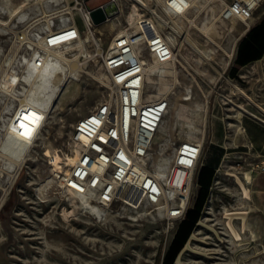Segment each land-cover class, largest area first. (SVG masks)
I'll use <instances>...</instances> for the list:
<instances>
[{"label": "rangeland", "instance_id": "obj_1", "mask_svg": "<svg viewBox=\"0 0 264 264\" xmlns=\"http://www.w3.org/2000/svg\"><path fill=\"white\" fill-rule=\"evenodd\" d=\"M21 1L12 0L15 5ZM147 1L168 21L161 25L165 36L173 33L180 43L181 35L186 32L200 48L214 49L211 59L204 61L188 42L183 41L181 61L188 71L180 70V83L170 102V107L179 101L189 103L192 108L195 107L193 101L205 106L197 117L198 125L203 128V133L197 135L204 142V152L195 174L188 213L175 224L165 218L163 209L159 211L148 205L140 209L106 206L108 214L101 218L80 208L66 215L64 207L71 209L73 206H69L65 192L55 181L51 186L39 188L52 175L51 167L60 166L62 157L55 149L66 148L75 123L93 109L105 93L103 71L83 62L77 77L70 78L62 87L49 113L42 141L34 147L31 145L17 179L10 181L12 186L7 191H3V187L8 181L0 178V264H264V230L254 237L251 230L243 228L247 210L248 217L260 215L264 223V191L260 189L264 186V170L252 173V181L247 183L250 196L242 198L238 190L243 172L247 171L248 163L259 161V157L249 147L244 150L239 143V146L234 143L235 130L244 121L250 127L255 125L254 121L264 126V112L259 108L264 109V56L244 67L250 61L252 50L260 47L254 31L241 40L246 25L237 19L220 20L221 1L203 0L205 8L202 12L194 9L192 15L199 12L196 22L200 26L206 20L208 24L216 21L209 31L214 40L211 41L201 29L189 25L187 19L165 12L164 1ZM66 4V0L55 5L39 4L40 10H31L26 20L41 14V9L49 12ZM263 9L264 1L255 15ZM128 14H125L126 20ZM255 15L251 26L255 23ZM125 16L98 26L105 32L106 44L123 28ZM0 17L8 18L2 12ZM173 20L180 25L178 32L169 27L174 24ZM25 21L13 20L0 30V59L11 38L7 29H16ZM14 23L16 26L12 27ZM187 85L192 89L191 101L182 99ZM236 85L242 87L243 93ZM157 89L156 84L146 82L147 95ZM2 105L0 102V111ZM165 118L168 142L163 146L162 155L170 156L175 154L178 138L190 137L175 125L174 107ZM159 134L164 135L162 131ZM240 136L244 138L240 133L237 138ZM158 149L156 142L155 157ZM46 154L52 155L53 164L47 163ZM71 157L72 154H68V159ZM218 157L221 169H216L212 186L207 190L209 164ZM238 161L244 165L239 166ZM188 234L187 242L178 250Z\"/></svg>", "mask_w": 264, "mask_h": 264}, {"label": "built area", "instance_id": "obj_2", "mask_svg": "<svg viewBox=\"0 0 264 264\" xmlns=\"http://www.w3.org/2000/svg\"><path fill=\"white\" fill-rule=\"evenodd\" d=\"M66 1V5L26 20L13 31L7 29L11 38L0 59V98L14 99L16 106L19 105L22 67L28 60L42 67L49 53L55 50H72L70 62L76 61L79 66L89 62L102 70L105 93L97 105L75 123L66 148L55 149L62 159L59 168L51 167V174L67 188L89 194L112 209L162 206L165 218L175 224L186 216L204 152L203 140L180 137L167 175L159 177L154 173L155 136L180 83V70L188 71L180 60L181 51L165 38L158 22L163 18L147 0L144 5L135 0H96L95 4L96 1L89 0ZM220 1V20L237 19L249 30L254 12L264 0ZM135 4H139L140 14L133 25L125 14ZM98 6L108 16L103 23L125 16L123 28L107 44L105 32L98 29L103 23L97 25L91 17L92 10ZM194 8L193 0H166L163 6L167 13L183 18L192 16L195 21L199 12L192 15ZM46 18L50 19L49 24ZM21 58L25 62L21 67L16 65L17 72H14L11 62ZM152 62L168 65L177 76L172 79L168 93L153 99L145 90L147 66ZM188 95L185 92L182 97ZM47 115L45 112L39 119V128L34 130L33 147L44 137ZM4 131L0 126V144ZM68 154L75 156L73 162L69 161ZM45 157L48 164H53L52 155ZM241 164L244 162L238 161V165ZM247 166L251 174L263 171L264 160L250 162ZM20 168L22 165L14 170L12 180L17 179ZM11 186L8 181L3 191Z\"/></svg>", "mask_w": 264, "mask_h": 264}, {"label": "bare ground", "instance_id": "obj_3", "mask_svg": "<svg viewBox=\"0 0 264 264\" xmlns=\"http://www.w3.org/2000/svg\"><path fill=\"white\" fill-rule=\"evenodd\" d=\"M60 1L61 0H23L19 4L15 5L12 0H2L0 2V13H6L8 18L4 19L0 17V30H3L5 26L10 25L13 20H15V22L25 21L27 18H29L31 10H40L39 4H44L46 2L47 4L52 3L53 5H55L58 4ZM136 1L140 2L143 5L147 4V1L144 0ZM162 1H164L163 4H166V0ZM202 1L203 0H193L195 6L194 9H197L198 11L202 12V8H205V4H203ZM212 1L213 0H208V2ZM131 10V12L129 11L127 20L134 25L136 16L139 15L140 12L136 4ZM41 11L42 13H47L46 9H41ZM185 19H187L189 25L194 24L193 26L201 29L204 33H206V35L211 41H214L211 38L209 31L215 24V20H213L211 24H208V20H206L200 26L196 22L197 19L193 21V18L189 16H187ZM46 22L49 24L50 19L46 18ZM158 22L160 26L162 24H168V21L166 22V20L161 18L158 19ZM173 22L174 24L170 27L173 29V32H178L180 25L175 20H173ZM15 26L16 23L12 25V27ZM40 28H42V25H40ZM13 30L14 29H11V31ZM181 37L182 39L180 43L178 41L179 39L177 35L173 33L166 35L165 38L173 46H180L179 49L177 48L179 51L181 50L183 41H186L200 55V58L202 60L209 61L211 59L212 53H214V49L212 47H208L206 49L200 48L195 42L190 40V38L188 37V33L186 32H184ZM71 55L72 50L69 49L55 50L49 53L46 58L45 64L40 68L36 67L30 60H28L27 65L24 68L22 67V83L21 87L18 88V93L20 94L19 105L16 106V102L14 99L0 98V102L3 104L0 111V126L5 129L4 137L2 143L0 144V178H3V181L10 182L12 180V177L14 176V170H16V168L22 165L23 161L25 160L26 154L30 150L34 130L38 129L40 126L39 119L43 115H45V112L48 113L47 117L49 116V113L53 110L57 102L62 87L70 78L77 77L79 64L76 61L70 62L69 56ZM24 62L25 60L22 58L18 61L13 60L11 62L13 71L17 72L16 65L21 67V64H23ZM173 78H177L176 72L174 76L172 69L168 65L154 62L150 63L147 66L146 82L148 81L149 83L156 84L158 89L155 92H151L149 97L153 99L155 97L160 96L161 94L168 93L169 90L172 88ZM236 87L237 89H239L240 93H243V91L241 90V86V89L238 85H236ZM191 90V87L187 85L185 91L189 95L187 97H182L183 100L191 101ZM247 98L251 99V97H249L248 95ZM193 103L195 106L194 108H192L187 102H176L172 104L171 107H169L167 114L170 112V109L174 107L176 112L175 125L180 129H184L190 138L195 137L201 140V138L198 137L197 134L203 133V128L198 125L197 117L199 116V111H201L203 107L205 108V106L201 102L193 101ZM242 108L245 109L244 107ZM259 108L264 112V109L262 107L259 106ZM33 113H35L39 117L38 120L33 121L31 117V114ZM252 114L259 117L255 113ZM166 119L167 118L164 117L161 126L158 132L156 133L154 141V143H159V153L154 158V173L159 177H165L167 175L168 171L173 165V161L175 158V154L170 156L162 155L163 146L166 145L168 142V134H166L168 122ZM21 125H24V127H21ZM26 129H30V135L26 136L24 134ZM159 131H162L164 135H160ZM159 136H161L162 138L157 139ZM74 159L75 156L72 155V157L69 158V161L73 162ZM59 167L60 166H57L55 168ZM5 170L6 174H4ZM241 180L242 181L240 182L238 191L242 198H249L251 191L247 183H250L252 181L251 172H243ZM54 181L57 184L58 188L61 191L65 192V199L69 202V206H73V208L71 209H67L64 207V213L66 215L73 213L75 211V208L89 210L91 211V213L93 212L100 216V218L101 216L108 214V206L106 204L100 202L97 198L90 196L89 194L78 193L67 188L64 184L55 180L53 175L48 176L45 179L44 183H42V186H39V188L41 189L45 186H51ZM124 208L128 207L124 206ZM158 209L160 211L162 209V206H159ZM248 213L250 212L247 210L246 218H244L245 220L243 222V228L245 230H251L252 235L254 237H258L262 234V231L264 230V223L260 215H249L248 217Z\"/></svg>", "mask_w": 264, "mask_h": 264}, {"label": "crops", "instance_id": "obj_4", "mask_svg": "<svg viewBox=\"0 0 264 264\" xmlns=\"http://www.w3.org/2000/svg\"><path fill=\"white\" fill-rule=\"evenodd\" d=\"M254 15H255V12H254ZM255 19H256L255 23L249 28V30H247L245 32V35L241 38V40L246 35H248V33L252 29H255L257 31V33L264 32V9L262 11L256 13ZM251 20H254V16ZM241 40L239 41V43L241 42ZM236 52H237V49H236ZM257 55L258 54H256V56ZM254 56H255V54H254ZM263 56H264V50L261 54V57H263ZM261 57H256L254 60L245 64L244 67L247 66L248 64L254 62V61H257ZM241 68H243V67H241ZM243 123L241 125H239L238 129L235 130V134H236L235 139H234L235 145L239 146V144H240L242 149L244 148V150L246 147H249L254 152V155H257L259 157V160H264V126L263 127L258 126V124H256L255 121H254L255 125L252 127L247 125L246 121H244ZM243 128H244V132H243ZM239 133L244 135V138H242L241 136H240V138H237ZM240 140H241V142H240ZM260 189H261V191H264V186L262 185Z\"/></svg>", "mask_w": 264, "mask_h": 264}, {"label": "trees", "instance_id": "obj_5", "mask_svg": "<svg viewBox=\"0 0 264 264\" xmlns=\"http://www.w3.org/2000/svg\"><path fill=\"white\" fill-rule=\"evenodd\" d=\"M254 31V38L256 39V42L258 43V46H260V47H258V48H254L253 50H252V52L250 53V61H252V60H254L256 57H261V54H262V52H263V50H264V44H263V40H264V32H260V33H257V31L255 30V29H252L250 32H253ZM249 32V33H250ZM248 33V34H249ZM257 34V35H256ZM261 42V43H260ZM257 51V52H256ZM254 54H255V56H254ZM256 54H258L257 56H256ZM249 61V62H250ZM230 72H231V70H230ZM230 74V73H229ZM231 75V74H230ZM220 157V156H219ZM219 157L218 158H215L213 161H212V163H210L209 165H210V168H211V171H210V173H209V176H208V178H207V180H206V188H207V190L212 186V183H213V179H214V176H215V173H216V169L218 168V166H219V163H220V161H219ZM207 195V194H206ZM204 204V203H203ZM202 204V205H203ZM188 211H189V208H188V210H187V212H186V214L188 213ZM198 212H199V210H197V215H198ZM197 218V217H196ZM196 218L194 219V221H193V225H194V223H195V221H196ZM193 225H192V227H191V229H190V232H191V230H192V228H193ZM190 232H189V234H190ZM189 234L187 235V237L184 239V241L182 242V244L180 245V247L178 248V250L179 249H181L182 248V246L184 245V243H186L187 242V240H188V236H189ZM168 252H169V250H168ZM177 252V251H176ZM176 254V253H175ZM175 254H174V256H175ZM167 255H169L168 253H167ZM167 255H166V257H167ZM173 256V257H174ZM167 264V263H166Z\"/></svg>", "mask_w": 264, "mask_h": 264}, {"label": "water", "instance_id": "obj_6", "mask_svg": "<svg viewBox=\"0 0 264 264\" xmlns=\"http://www.w3.org/2000/svg\"><path fill=\"white\" fill-rule=\"evenodd\" d=\"M91 17H92L94 23L99 25V24L105 22L107 20L108 16H107L105 10L102 7L98 6L92 10Z\"/></svg>", "mask_w": 264, "mask_h": 264}, {"label": "snow or ice", "instance_id": "obj_7", "mask_svg": "<svg viewBox=\"0 0 264 264\" xmlns=\"http://www.w3.org/2000/svg\"><path fill=\"white\" fill-rule=\"evenodd\" d=\"M31 117H32L33 121L39 119V117H38L35 113L31 114ZM21 127H24V125H21ZM24 134H25L26 136H27V135H30V129H26Z\"/></svg>", "mask_w": 264, "mask_h": 264}]
</instances>
